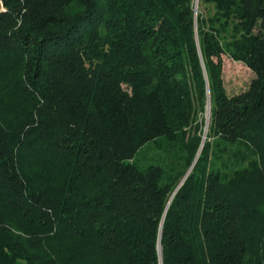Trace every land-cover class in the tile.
I'll return each mask as SVG.
<instances>
[{"label": "trees", "instance_id": "1", "mask_svg": "<svg viewBox=\"0 0 264 264\" xmlns=\"http://www.w3.org/2000/svg\"><path fill=\"white\" fill-rule=\"evenodd\" d=\"M0 2V264H264V0Z\"/></svg>", "mask_w": 264, "mask_h": 264}, {"label": "rangeland", "instance_id": "2", "mask_svg": "<svg viewBox=\"0 0 264 264\" xmlns=\"http://www.w3.org/2000/svg\"><path fill=\"white\" fill-rule=\"evenodd\" d=\"M3 9V5L0 2V10ZM224 60V82L229 95H236L246 91L251 81L254 78L253 72L242 63H238L230 59L228 56L223 57ZM210 107L206 108L203 115L200 116L202 120L207 123L210 120ZM201 120V119H200ZM206 130V129H205ZM146 148H143L137 156V165L140 168H146L150 164L154 163L153 153H145Z\"/></svg>", "mask_w": 264, "mask_h": 264}, {"label": "water", "instance_id": "3", "mask_svg": "<svg viewBox=\"0 0 264 264\" xmlns=\"http://www.w3.org/2000/svg\"><path fill=\"white\" fill-rule=\"evenodd\" d=\"M209 106H210V99H209ZM209 122H210V120L207 121V124H206V131H207V128H208Z\"/></svg>", "mask_w": 264, "mask_h": 264}, {"label": "bare ground", "instance_id": "4", "mask_svg": "<svg viewBox=\"0 0 264 264\" xmlns=\"http://www.w3.org/2000/svg\"><path fill=\"white\" fill-rule=\"evenodd\" d=\"M210 107V106H209Z\"/></svg>", "mask_w": 264, "mask_h": 264}]
</instances>
